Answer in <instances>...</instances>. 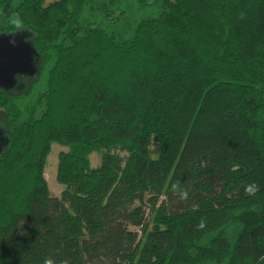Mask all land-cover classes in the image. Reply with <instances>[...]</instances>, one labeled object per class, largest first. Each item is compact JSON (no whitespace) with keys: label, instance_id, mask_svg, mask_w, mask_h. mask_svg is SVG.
Masks as SVG:
<instances>
[{"label":"trees","instance_id":"16d2710c","mask_svg":"<svg viewBox=\"0 0 264 264\" xmlns=\"http://www.w3.org/2000/svg\"><path fill=\"white\" fill-rule=\"evenodd\" d=\"M17 14L0 264H264V0H0V33Z\"/></svg>","mask_w":264,"mask_h":264},{"label":"water","instance_id":"95a60500","mask_svg":"<svg viewBox=\"0 0 264 264\" xmlns=\"http://www.w3.org/2000/svg\"><path fill=\"white\" fill-rule=\"evenodd\" d=\"M28 33H0V88L11 90L17 86L18 76H32L36 71V51L28 40ZM7 143L0 126V150Z\"/></svg>","mask_w":264,"mask_h":264},{"label":"rangeland","instance_id":"374dc122","mask_svg":"<svg viewBox=\"0 0 264 264\" xmlns=\"http://www.w3.org/2000/svg\"><path fill=\"white\" fill-rule=\"evenodd\" d=\"M50 1L52 0H48V2ZM65 150H67L66 146L53 143L51 146L50 153L47 156L46 165L44 168V177L47 181V184L49 186L51 193L55 195H58L61 190L60 188L61 185L56 180V164H57L58 153L60 151H65ZM90 159H91L92 166H97L99 164L98 154L92 153L90 155Z\"/></svg>","mask_w":264,"mask_h":264},{"label":"clouds","instance_id":"9594fccd","mask_svg":"<svg viewBox=\"0 0 264 264\" xmlns=\"http://www.w3.org/2000/svg\"><path fill=\"white\" fill-rule=\"evenodd\" d=\"M11 25L15 29L14 31H11L9 33H15L17 31H21L25 29L23 21L20 19L19 15L17 14L14 18L10 20ZM173 190L177 192L181 198H186L188 196V192L186 189H183L179 183H176L173 185ZM198 227H204V221L201 220V223L198 225ZM44 264H70V261L68 259H61L56 260L54 257H47L44 260Z\"/></svg>","mask_w":264,"mask_h":264}]
</instances>
